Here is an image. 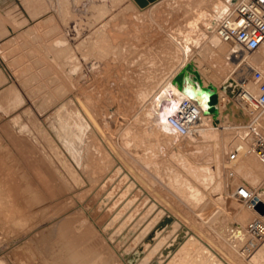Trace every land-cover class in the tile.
Listing matches in <instances>:
<instances>
[{"label": "rangeland", "instance_id": "1", "mask_svg": "<svg viewBox=\"0 0 264 264\" xmlns=\"http://www.w3.org/2000/svg\"><path fill=\"white\" fill-rule=\"evenodd\" d=\"M115 1L44 0L48 10L32 15L38 20L29 30L17 2L26 27H15L0 45L8 51L0 52V68L13 85L0 97V264H223L217 253V261L206 260L212 253L199 230L235 264L255 257L264 264L246 231L256 217L232 195L237 184L249 185L244 175L230 181L226 154L234 146L218 137L229 117L217 110L204 135L178 138V147L165 152L150 105L137 100L146 91L149 99L167 95L178 104L194 88L226 104L224 77L247 80L242 63L258 57L229 64L225 54L208 55L213 38L205 25L221 0H157L144 12L133 0ZM124 4L139 17H122ZM57 38L70 50H54ZM69 51L77 61L67 59ZM258 168L264 173L259 161ZM202 169L216 175L207 189ZM219 215L246 241L225 240L212 227Z\"/></svg>", "mask_w": 264, "mask_h": 264}, {"label": "built area", "instance_id": "2", "mask_svg": "<svg viewBox=\"0 0 264 264\" xmlns=\"http://www.w3.org/2000/svg\"><path fill=\"white\" fill-rule=\"evenodd\" d=\"M214 33L220 41L236 47L230 55L235 60L258 57L253 60V66L242 63V66L248 68V79L237 84V91L230 99L233 106L245 113L246 121L241 122L243 131L239 137L245 143V148L229 150L226 159L235 162L240 154H252L264 166V72L260 69L261 53L264 52V0H234L218 18ZM200 113L196 105L183 101L177 106L175 115L167 118V123L178 135L184 136ZM232 195L249 210H253L259 203L257 190L241 183L234 187ZM246 230L251 241L260 242L264 237L263 219H251Z\"/></svg>", "mask_w": 264, "mask_h": 264}, {"label": "bare ground", "instance_id": "3", "mask_svg": "<svg viewBox=\"0 0 264 264\" xmlns=\"http://www.w3.org/2000/svg\"><path fill=\"white\" fill-rule=\"evenodd\" d=\"M119 2H120V4H122L121 2H123L124 3V0H118ZM118 1H115V2H118ZM130 2V4L132 5H134V3L132 2V0H129ZM157 0H155V1H153V2H151V3H149V4H151V5H147L146 7H144V9L143 8H141V9H139V10H141L140 12H144V11H146L147 9H149V8H152V7H154L155 6V4L157 3L156 2ZM163 1V0H162ZM180 1H185V3H187L188 2V0H180ZM215 1V0H214ZM232 1V0H231ZM154 2H156V3H154ZM200 2H202V1H199V0H195V2H193V4L194 5H196V4H198V3H200ZM189 3H192V2H189ZM158 4V3H157ZM156 4V5H157ZM214 3H212V5H213ZM233 4V1L232 2H230L229 3V0H221L220 2H218L217 3V5H215L214 6V9H213V11H215L216 12V14H213V16H211L210 17V19L207 21V23H206V30H207V32L205 33L208 37V39H211V38H213L212 39V41H210V43H211V45L210 44H208L209 46L207 47V50H208V55L209 54H213V53H215L216 54V52H217V54H219V53H222V54H225V55H227L229 58L228 59H226L227 57L225 56L224 58H225V60H229V64L231 63L232 64V61L234 62L235 61V59L233 58V56H230L231 55V53L232 52H235L234 50H235V46H233L231 43H229V42H226L224 45L222 44V46L221 45H219L218 43H217V41H216V39L218 40V37L215 35V33H214V27H215V24L217 23V21L216 20H218V18L221 16V14L223 13V11L226 9V8H229V6H231ZM125 5V4H124ZM123 5V6H124ZM129 5V4H128ZM191 5V4H190ZM134 7H137V6H135L134 5ZM193 7V6H192ZM129 8H131V7H129V6H126L125 5V7L123 8V9H125V10H123L122 11V13H121V16L122 17H125V16H128V17H130L129 16V14L131 15V13L129 12L130 10H129ZM213 8V7H212ZM132 9V8H131ZM136 9H138V8H136ZM135 9V10H136ZM211 10V9H210ZM212 11V10H211ZM125 12H127V14L125 13ZM132 12V11H131ZM139 12V11H138ZM135 14V13H134ZM125 15V16H124ZM132 17L131 18H133L134 20H135V17H137V15H134L133 16V13H132V15H131ZM139 17V16H138ZM137 17V18H138ZM136 18V19H137ZM137 22H140V21H138V19H137ZM202 26V25H201ZM199 28V27H198ZM201 28V27H200ZM205 31V30H204ZM201 33H203L204 34V32H201ZM214 36H216L217 38L215 39V37ZM205 38V37H204ZM207 39V40H208ZM59 40V41H58ZM206 40V41H207ZM222 42V41H221ZM221 42L219 41V43L221 44ZM172 43H173V40H172ZM175 44H176V42H174ZM204 43H206V42H204ZM209 43V42H208ZM207 44V43H206ZM205 44V45H206ZM218 44V45H217ZM226 44H228V45H226ZM70 45V44H69ZM177 45V44H176ZM52 46H53V48H54V50H57V51H64V52H66L67 50H70V48L68 49V47H67V41L65 40V39H63V38H61V39H55L53 42H52ZM207 46V45H206ZM70 47V46H69ZM81 47V46H80ZM179 47V46H178ZM177 47V48H178ZM176 48V49H177ZM206 48V47H205ZM77 49V48H76ZM75 49V50H76ZM182 49V48H181ZM181 49L179 50L180 52H181ZM78 50V49H77ZM207 50H205V51H207ZM177 51V50H176ZM184 51V50H183ZM182 51V52H183ZM80 52H81V49H80ZM68 54L70 55L69 57H67V59H69V60H78V58L76 57V55L74 54V51H69L68 52ZM177 54V53H176ZM175 55V54H174ZM173 55V56H174ZM261 55L263 56V61H262V66L260 67V69H261V71H263L264 72V52H262L261 53ZM177 56H178V54H177ZM176 58V57H175ZM175 58H174V60H175ZM181 62V61H180ZM228 62V61H227ZM224 63V62H223ZM236 63V62H235ZM225 64L226 65H224L225 66V69L223 70V75L225 74V73H227L228 71H229V65H228V63H226V61H225ZM236 65V64H235ZM234 64H233V66H235ZM222 66V65H221ZM249 66H253V63L251 64V65H249ZM77 69V66L76 65H74V68H73V70H72V73L73 72H75L74 71V69ZM215 68H216V66H215ZM219 68H221V67H219ZM234 68V67H233ZM233 68H232V70H233ZM75 69V70H76ZM216 70H217V68H216ZM220 70V69H219ZM219 70H217V71H219ZM243 70V69H242ZM247 70V69H246ZM248 71V70H247ZM233 72V71H232ZM218 73H220V72H218ZM230 73H231V71H230ZM180 76V75H179ZM232 76V74L230 75L229 74V76L227 75L226 77H224V79H223V81H222V86H225V87H227V86H232L233 84L235 85V86H237V84H240V83H242V75L240 76V78L238 79V83H236V81H235V78H234V76L233 77H231ZM223 77V76H222ZM176 78V77H175ZM179 81V80H178ZM138 95V94H137ZM228 98V97H227ZM188 100H184V101H188V102H191L192 104H194V105H196L200 110H201V113H200V115H199V117L197 118V120H196V122H195V124L193 125V127L188 131V133L186 134V135H184V136H180V135H178L174 130H172L171 129V127L168 125V123H167V118L168 117H170V116H174L175 115V111H176V108H177V106L180 104V103H182L183 101H181V102H179L178 104H175L174 103V100L171 98V97H168L167 95L166 96H164V97H160V98H157V97H153V98H151V99H149V97H148V93H146V91H140L139 92V95H138V97H137V100H139V105H141L142 104V106L144 105L145 106V104L147 103V104H149L150 106H149V108H150V110L152 111V114H151V117H153V118H150L151 120H152V123L154 124V127H155V129H156V131L157 132H159V133H161V134H165V136H164V138H163V141H162V145L160 144V146L163 148V150L166 152V151H168L169 149H173L174 147H178V145H176L177 144V139L178 138H185V137H188V136H190V135H192L194 132H196V133H198V132H200V133H202V135H204L203 134V131H208L207 129L210 127L209 125L210 124H212L211 122H213V121H216L215 120V117L217 116L216 115V112H217V110H218V112H219V114L220 113H222L223 112V110H224V105L222 104V105H220V106H218V104H217V102H215L214 100L212 101V99H210L209 97H207L206 96V94L205 93H203V92H201V91H199V90H197V89H191V90H189V92H188V98H187ZM148 100V101H147ZM227 100V99H226ZM225 100V101H226ZM223 101V100H222ZM231 100L230 99H228L227 100V102L226 103H228V102H230ZM138 105V106H139ZM143 106V107H144ZM142 107V108H143ZM84 108V107H83ZM209 108H211L212 110H208ZM237 112V107H235L234 106V108H231L228 112H226L225 114L224 113H222V115H224L222 118L223 119H225L226 117L228 118H232L231 120H234L233 121V123H234V125L236 124H239V123H235L236 121H235V119H237V118H235V117H233V114H234V110ZM84 110H86L85 108H84ZM83 110V111H84ZM88 110V109H87ZM87 110L85 111L86 113H89V112H87ZM150 110H148V111H150ZM151 111H150V113H151ZM84 114V113H83ZM91 113H89V115H90ZM148 114H149V112H148ZM242 115H244L245 113L242 111V113H241ZM153 115V116H152ZM228 115V116H227ZM91 116V115H90ZM150 116V115H149ZM148 116V117H149ZM87 117V116H86ZM85 117V118H86ZM89 117V116H88ZM87 117V118H88ZM220 117V116H219ZM84 118V119H85ZM90 118H93V117H90ZM90 118H89V120H90ZM228 118V119H229ZM83 119V120H84ZM218 119V118H217ZM228 119H227V121H228ZM96 120V119H95ZM221 120V119H220ZM219 120V121H220ZM230 120V121H231ZM82 121V120H81ZM92 121V124L95 122V121H93V119L91 120ZM238 122H240L239 120H237ZM83 123H84V121H83ZM85 123H87V122H85ZM100 123V122H99ZM215 123V122H214ZM217 123H218V121H217ZM230 123V122H229ZM228 123V125H230L231 123H232V121H231V123L229 124ZM78 124H79V122H78ZM88 124H90V121H89V123ZM92 124H90V125H92ZM219 124H220V122H219ZM84 125V124H83ZM85 125H87V124H85ZM217 125V124H216ZM233 125V126H234ZM95 126V125H94ZM93 126V127H94ZM240 126V125H239ZM86 127V126H85ZM88 127H89V125H88ZM92 127V128H93ZM216 128V127H215ZM218 128V127H217ZM229 128H231V127H229ZM95 129V128H94ZM232 129H234V128H232ZM237 129H238V127H237ZM83 130H84V128H83ZM215 130V129H214ZM223 130V129H222ZM227 129L225 128V131H226ZM230 130V129H229ZM217 131V130H216ZM220 131V130H219ZM224 131V132H225ZM228 131V130H227ZM227 131H226V133H227ZM231 131H233V130H231ZM230 132V131H229ZM205 133V132H204ZM102 134V133H101ZM172 135L173 137H170V135ZM228 135L227 136H230V134L231 133H227ZM200 135V134H199ZM83 136H84V134H83ZM203 137V136H202ZM226 137V136H225ZM160 139H162V138H160ZM195 139V138H194ZM226 143V142H225ZM190 146H191V144H189ZM189 145H187L188 147H190ZM233 145V144H232ZM109 146H112V143L111 144H109ZM228 148V147H227ZM231 148V147H230ZM160 149L161 148H159V151H160ZM190 149V148H189ZM206 149V148H205ZM184 151H185V149H184ZM211 153V152H210ZM201 156V155H200ZM209 158H211L210 156H208L207 157V159H206V161L205 162H209L210 160H209ZM241 158V157H240ZM204 165V164H203ZM131 167V166H130ZM204 167V166H203ZM202 167V168H203ZM219 167V166H218ZM205 168V167H204ZM131 169H132V167H131ZM201 171V174H202V176H201V179H200V181H201V184H202V186H204L205 187V182H206V180H208V182H209V180L211 181L212 180V178H211V176H210V174H206L204 171H203V169L202 170H200ZM131 172V170L129 171V173ZM132 172H134V171H132ZM139 175V174H138ZM219 175V174H218ZM217 175V176H218ZM248 175H249V173H248ZM247 175V176H248ZM136 176V175H135ZM216 175H214V176H212L213 178L215 177ZM249 176H251V174L249 175ZM249 176H248V178H249ZM140 177H141V175H140ZM216 178V177H215ZM136 179H137V177H136ZM136 179H135V182H136ZM141 179H142V177H141ZM251 179V178H250ZM138 180V179H137ZM139 180H140V178H139ZM212 181H214V180H212ZM217 181V180H216ZM215 181V182H216ZM253 180H251L250 182H252ZM218 182V181H217ZM200 183V182H199ZM211 183V182H210ZM205 184V185H204ZM249 184V183H248ZM208 185H210L211 186V188H213L212 187V184H208ZM214 185V184H213ZM251 185V184H250ZM201 186V187H202ZM220 185H218V187H219ZM253 186V185H252ZM217 187V188H218ZM206 188V187H205ZM204 188V189H205ZM209 188V187H208ZM215 188V187H214ZM207 189V188H206ZM209 190V189H208ZM207 190V191H208ZM219 190V189H218ZM210 191V190H209ZM211 191H213V192H215L216 190L215 189H212ZM210 191V192H211ZM217 192V191H216ZM207 193V192H206ZM219 193V192H218ZM263 199V198H262ZM259 203H261L263 206H264V203H262L260 200H259ZM233 204H236V203H234L233 202ZM258 204V203H257ZM257 204H256V206H255V208H254V212L253 213H251V212H248L249 213V215L250 216H252L253 214L255 215V217L256 218H258V219H263V222H264V217H263V215L259 212V210H258V208H257ZM238 205V204H237ZM237 205H233L234 206V208L233 209H235V207L237 206ZM239 206V205H238ZM263 217V218H262ZM185 219H187V218H185ZM162 223L163 222H161L160 224H158V227L159 226H161L162 225ZM193 224V223H192ZM247 231V230H246ZM196 235H198V237H201V239H203L202 237H205V242H206V244H207V246L209 247V249L211 250L210 252L212 253V254H209V255H206V260H215V261H217L218 259H217V256L219 257V259H223L225 262H227V263H231V264H235V260H233L230 256H229V254H227L223 249L221 250L220 249V247H218L217 246V241L216 240H214V238H213V236H211L210 238L209 237H207V235H203L202 234V232H200V230H199V233H195ZM250 237V236H249ZM264 238V237H263ZM251 239V238H250ZM256 242V241H255ZM250 246H253L252 244L250 245ZM218 250V251H216V250ZM216 251V252H215ZM172 251H170V253H171ZM174 252V251H173ZM251 252H257V253H261V254H263L264 255V241H260V242H256V245L253 247V248H251ZM215 253H217V256H216V254ZM213 255L215 256V258H213ZM175 257H176V253H175ZM221 261V260H220ZM225 262H221V263H223V264H226ZM139 264H141V263H139ZM216 264H218V263H216ZM250 264H257V258L255 257V258H253V259H251L250 260Z\"/></svg>", "mask_w": 264, "mask_h": 264}, {"label": "crops", "instance_id": "4", "mask_svg": "<svg viewBox=\"0 0 264 264\" xmlns=\"http://www.w3.org/2000/svg\"><path fill=\"white\" fill-rule=\"evenodd\" d=\"M18 1L24 7V10L27 12L28 17L30 18V21L32 22L31 25L29 24L30 26L28 27L27 30L32 28L34 26L33 23L36 20H38V19H36L34 21L32 18V15L38 16L39 14L47 12V10H48V7L45 4L44 0H0V45L3 42H5L6 40L12 38L13 34L15 33V31H14L15 27L18 29L24 28V26L26 27L27 18H25L23 16V14L17 9V6L19 5V3H17ZM32 5H34L33 8H32ZM27 30L24 29L23 34ZM75 30H76V34L78 36L79 30L77 28V25L75 27ZM6 49H7L6 47H3V48L0 47V52H2L3 54H4V52L7 53L8 51H5ZM246 69L248 70V68H246ZM247 70H246L245 74L248 73ZM242 75H244V74H242ZM235 81H236V83H238V78H235ZM7 85H8L7 78L4 75L2 69L0 68V89L6 86L4 89L0 90V97H2L4 93L9 92L11 90V87L13 86V85H8V86ZM223 94L225 96H227L224 92H223ZM231 119L232 118H230L228 120L230 123L232 121V123H231L232 125H226L224 128H227L229 130L230 129L229 127H231V128H234L235 131L227 132V133H231L230 136H227L228 134L225 132L222 134H218V137H220V140L226 139V140L232 141L231 145L233 144L234 148L235 147H241V149L243 150L245 148V143L243 141H241L239 138L242 134V131H243L242 127H240L241 121L239 120V118L235 119V121H236L235 123H239V124L234 125V123H233L234 120H231ZM237 120H239L240 122H238ZM237 127H238V129H237ZM250 155H252V154L242 155V156H245L246 159L240 161L239 163H236L241 157V154H240L238 156L237 161L230 162V164H229V166H231L230 181L232 183H238L239 179L237 178V176L244 175L245 180L247 181V184L249 183L248 185L250 187H255L256 189L258 186L260 187L259 189H257V196H258L259 200L262 203H264V184H263V186L261 185L262 182L264 183V173H263V171H261L258 168V161L254 157V155L251 157H248ZM224 165H226V162L224 163ZM248 173H249V175L251 174V176H249ZM247 175L249 176V178ZM251 180H253V181L250 182ZM218 196H220L219 193H218ZM222 203L225 204V203H229V202H225L223 200ZM253 212H254V209L252 210L251 213H253Z\"/></svg>", "mask_w": 264, "mask_h": 264}, {"label": "water", "instance_id": "5", "mask_svg": "<svg viewBox=\"0 0 264 264\" xmlns=\"http://www.w3.org/2000/svg\"><path fill=\"white\" fill-rule=\"evenodd\" d=\"M134 3L137 5L138 8H144L149 3L155 1V0H133ZM234 1V0H232ZM226 10V9H225ZM224 10V11H225ZM220 89L224 91V93L228 96L229 99H231L236 91L237 87L233 84L232 86H220ZM231 108H234L231 102H228L224 105V110L222 113L228 112ZM208 110H212L209 108ZM234 110V109H233ZM234 117L239 118V120L243 123L246 121V117L241 114L240 110H237V112L234 110ZM257 208L259 212L264 217V206L261 203L257 204ZM222 219H225L224 221ZM212 227L227 240L232 245L236 246L237 244L241 243L244 240V235L241 233L239 228L234 225L230 220H228L223 215H219L213 222ZM246 239L244 240V242Z\"/></svg>", "mask_w": 264, "mask_h": 264}]
</instances>
